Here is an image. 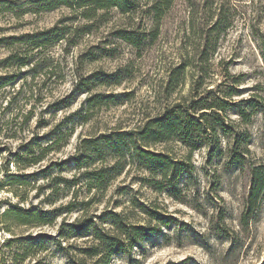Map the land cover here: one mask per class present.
I'll return each instance as SVG.
<instances>
[{
	"label": "rangeland",
	"instance_id": "obj_1",
	"mask_svg": "<svg viewBox=\"0 0 264 264\" xmlns=\"http://www.w3.org/2000/svg\"><path fill=\"white\" fill-rule=\"evenodd\" d=\"M139 1L133 13L113 8L87 20L56 0H0V179L27 181L13 186L17 195L9 185L0 190V216L18 204L52 221L6 223L9 231L0 219V264L1 256L9 264H70L67 251L78 253L92 236L65 239L63 228L109 229L103 216L113 212L146 227L147 236L110 264H264V188L250 205L253 168L264 172V0H175L159 22L151 1ZM122 31L134 32L141 46ZM176 70L181 80L172 88ZM103 74L121 83H105ZM230 91L236 106L221 114L235 130L230 136L210 131L194 152L179 141L149 146L190 159L175 194L156 190L143 179L149 172L129 162L96 186L91 173L118 157L98 156L92 142L201 96L227 100ZM48 145L44 159L29 164ZM8 238L18 239L5 246ZM31 238L22 258V240Z\"/></svg>",
	"mask_w": 264,
	"mask_h": 264
},
{
	"label": "trees",
	"instance_id": "obj_2",
	"mask_svg": "<svg viewBox=\"0 0 264 264\" xmlns=\"http://www.w3.org/2000/svg\"><path fill=\"white\" fill-rule=\"evenodd\" d=\"M56 1L57 3H54V5L58 3L65 4L87 20H92L96 17L104 18L108 10L113 8H117L122 13L130 14L135 12V10L140 7L139 0ZM150 1L151 2L148 4V8L152 11L154 19L159 22V19L171 9L175 0ZM100 10H103L104 13L99 14ZM82 27H86V25ZM50 32H54V30ZM157 32L158 30L154 32L155 36ZM120 36L136 47H140L142 44V39L139 36H136L134 32L122 31ZM56 38H59V36ZM179 71L180 70H176L175 75L171 76L172 80L169 84L172 88L174 80L175 82H179L181 80V73ZM115 76V74H103L102 79L105 83H111V81L114 80L120 84L121 80H115ZM80 85L84 84L80 83ZM199 88H201L200 85H198L193 91L195 93H199ZM225 93L228 97L227 100L220 97L218 94L212 95V99L208 96H201L200 98L192 99L188 105L184 107L183 105L176 104L164 111L162 114L143 122V124L135 130L120 131L104 135L103 139L92 142L94 147L91 151L98 156H103V152H110L114 156L118 157L112 166L100 168L91 173L94 177L96 186L103 187L107 185L108 176L114 174V172H121L123 170V166H125V162H129L132 165L137 164L140 170L149 172L150 179H143L149 180L148 183L153 184L156 190H167L170 194H175L178 191L176 188L180 183V180L192 171V166L189 163L190 159H187L186 161L176 160L170 154L149 149V146L158 143L167 144L169 142L179 141L183 143L191 152H194L197 148L207 144L204 139L205 136L206 139H209L210 131L216 133L220 129L225 136H230L235 130L233 127L225 124V120L221 114L222 112L229 110L232 106H236V103H230L229 99V96H232L235 92L230 91V93ZM99 98L100 95L97 96V99ZM207 98L212 100L210 104L207 103ZM253 102V99L248 101L249 104H252ZM93 103L89 102V104ZM261 111L264 112V106L261 107ZM198 113L199 115L197 116ZM86 116L87 113L82 115L84 118ZM101 140L105 144V148H103L100 144ZM237 141L240 142V134ZM51 147V145H48L42 150L41 155L30 159L29 164H36L43 160L45 152ZM27 149H29L27 150L28 152L32 150L31 147ZM104 149L107 150L103 151ZM188 157L190 158V156ZM237 157L240 158L236 159V163L242 166L243 161L241 154L237 155ZM80 159L81 158L78 160ZM252 176L253 181L250 189V205L254 207L264 188V172H262L259 167H254ZM3 179L4 178L0 179V190L5 189L4 187L9 185L10 187L8 188H12L10 190L16 195L18 194V191L13 188V186L24 185L27 182L21 177H12L9 174H7L5 183ZM142 208H144L143 210L146 213L150 212L144 206ZM103 218L104 222H110L111 226L109 229L92 224H83L81 226L67 225V231L63 228L60 235H63L65 239L75 235L87 236L89 235V232L90 236H92V243L88 246L78 248V253L75 254L67 251L70 264H110L116 254H129L133 245L140 242L147 236L146 227L141 224L125 222L120 213H105ZM0 219L4 223V228L9 231L11 229L8 225H6V223L19 225L49 224L52 222L46 211L26 209L18 204H13L6 208L2 212ZM158 219L165 225L170 224V221H167L165 218L161 217ZM64 231L65 233H63ZM17 239L18 238H8L4 240L5 246H10ZM32 240L34 239L31 238L30 240H22L25 241L23 243H26L23 249L24 255H22V258H24L27 254H30V250L33 247ZM62 248L66 249L65 247ZM1 264H9L6 261L5 256H1Z\"/></svg>",
	"mask_w": 264,
	"mask_h": 264
},
{
	"label": "snow or ice",
	"instance_id": "obj_3",
	"mask_svg": "<svg viewBox=\"0 0 264 264\" xmlns=\"http://www.w3.org/2000/svg\"><path fill=\"white\" fill-rule=\"evenodd\" d=\"M2 207H4V205H0V208H2ZM190 264H191V262H190Z\"/></svg>",
	"mask_w": 264,
	"mask_h": 264
}]
</instances>
